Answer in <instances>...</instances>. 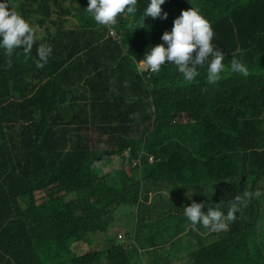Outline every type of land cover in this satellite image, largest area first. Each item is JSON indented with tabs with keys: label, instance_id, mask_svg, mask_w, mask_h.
<instances>
[{
	"label": "trees",
	"instance_id": "1",
	"mask_svg": "<svg viewBox=\"0 0 264 264\" xmlns=\"http://www.w3.org/2000/svg\"><path fill=\"white\" fill-rule=\"evenodd\" d=\"M35 1V21L45 38H34L27 55L20 46L22 59H15L16 49L11 55L0 49V127L23 123L11 138L23 145L31 162L15 174L17 156L4 152L0 264H178L187 257H195L188 264H264V0H165L171 20L149 27L144 18L140 34L149 37L146 45H135L134 29L125 24L128 18L121 19L114 28L126 34L134 52L116 47L97 54L77 45L87 41V34L108 32L85 12L87 0H70L68 8L63 0ZM142 2L147 0H137L133 18L138 25ZM191 7L209 22L212 43L224 53L223 78L208 84L205 63L185 82L175 65L165 63L157 73L138 76V92L99 99L114 96L135 67L131 57L139 62L159 43L158 33L170 31L173 19ZM68 15L78 25L67 29L74 24ZM40 45L52 51L37 68ZM233 57L257 70L229 71ZM57 82L69 83L70 89L82 84V103L73 106V114L52 116L68 92L56 102ZM96 114L109 124L104 131L98 127L105 138L94 132L93 149L73 132L85 131L88 115ZM111 162L114 172L105 173ZM167 191L168 198L161 194ZM236 196L242 206L224 231L210 232L199 224L194 230L182 214L193 201L218 203L226 211ZM121 206L133 212L124 236L100 238L101 251L70 258L74 246L89 244L90 234L109 231Z\"/></svg>",
	"mask_w": 264,
	"mask_h": 264
},
{
	"label": "clouds",
	"instance_id": "2",
	"mask_svg": "<svg viewBox=\"0 0 264 264\" xmlns=\"http://www.w3.org/2000/svg\"><path fill=\"white\" fill-rule=\"evenodd\" d=\"M164 2L165 0H147V3L142 2L144 7L140 13L139 26H144V18L149 27L162 26L169 22L171 18L167 11L163 9ZM7 5V0H0V49H3L8 55H11L13 50L16 49L19 55V47L22 46V51L27 55L31 52L34 43L32 27L23 18L24 15L22 17L12 11L11 8L6 7ZM136 5L137 0H87L84 10L95 23L107 29L108 32L114 33L116 32L114 27L121 19H127L129 16L136 14L138 9ZM101 26L97 27L101 28ZM136 27L133 26L132 30ZM95 37L94 34H87L85 36L87 41L82 40L80 48L85 47L92 54L103 53L107 52L106 49L113 50L116 48L115 45L108 48L97 47L95 45ZM212 38L213 30L197 8L191 7L187 10H181L180 14L173 19L170 31H165L162 34L158 33L156 39L159 43L144 51L143 58L139 62L135 63L137 58L131 57V63H134L135 67L131 71H127L123 76L121 87L117 93L114 96H101L99 99H114L129 88L138 92L139 90L136 89V85L139 84L138 76L142 75V73L147 75L157 73L165 63L175 65L177 72L181 74L185 82H191L198 75L197 67L206 63L207 67L204 74L207 83L210 85L217 84L223 78V70L225 68L223 60L225 56L220 48L212 43ZM51 51L50 46L40 45L37 47V59L35 61L37 68L43 67ZM17 63L15 61L14 66ZM228 70L241 74L249 72L244 62L236 57L231 59ZM98 115L100 116V114ZM101 119H104V116L100 118V122L107 123L99 126L100 131H104L102 127L108 125L109 121H102ZM20 124L23 123L19 121L17 125L11 126L12 130L21 129L23 126ZM7 128L4 127L3 129ZM13 143V146H11L10 143L4 142L1 147L0 172L2 163L7 161L4 152L17 156L15 174L18 173L20 166L31 163L24 156L18 140L14 139ZM161 194L168 198V191ZM248 195L249 193H244V196L247 197ZM189 199H191V196H189ZM241 206L242 199L240 196L234 197L226 211L222 210L218 203L205 204L204 202L197 203L193 201L189 205L182 207V214L194 230L199 224L210 232H221L227 229L229 223L235 219V214L240 210ZM202 208H206V211H202Z\"/></svg>",
	"mask_w": 264,
	"mask_h": 264
},
{
	"label": "rangeland",
	"instance_id": "3",
	"mask_svg": "<svg viewBox=\"0 0 264 264\" xmlns=\"http://www.w3.org/2000/svg\"><path fill=\"white\" fill-rule=\"evenodd\" d=\"M20 2H24V0H7V3L9 5V9L11 8V10H13L17 14L21 15L22 17H23V11L27 10L28 8H30V12H28L25 15L27 18L26 17H23V18L25 20H28L27 22L32 27V30H33V33H34V38L38 39V40H40V39L43 40L45 38L44 30L42 28L38 27L37 24H36V21H35V18L38 16L37 12L35 11V9L37 7L36 5L38 4V2L35 1V0H26V2L23 3L22 8L20 10H18L16 8V5L18 3H20ZM62 4H63V6L65 8L73 6V3L70 0H63ZM134 16L137 17L136 14ZM134 16H129L128 19L125 21V24H128L131 27L137 26L134 29L133 33L130 34L131 38H132V41L136 43L135 45H137L139 43L141 45H146L147 44V40H149V37H147V35L140 34V26L136 22L133 21ZM66 17L68 18L69 21L74 23V24L66 25L67 29L68 28H73L74 26H76L75 24H77V23H76V20L74 18H72L69 15L66 16ZM54 18H55V15L53 14L52 15V19H54ZM125 35H126L125 33L118 32V31H116L114 33L106 32L105 34H97V36L95 37V45L97 47H99V48H108V47H110L112 45H115L119 49H124V50H127V51L130 50V51L134 52V50H135L134 47L135 46L133 47L131 44H129V43L127 44L126 43V41L124 40V36ZM43 45H45V44H43ZM0 58H1V56H0ZM15 59H22V55H17L15 57ZM32 59L34 61L33 57H32ZM256 70H257V68H253V67L248 68V71L251 74L253 72H255ZM69 85H70L69 83H64V82H59L58 83L57 82L56 89L59 92V94L56 95L55 100H56V102L62 101L61 100V96H59V95H61V94L64 95V92L68 91L67 95H70V96H69L68 101L64 104V112L66 114H68V113L73 114L74 112H76V109L73 106L82 103V100L80 99L81 92L80 91H73L72 88L70 89ZM59 87H61V91H59V89H58ZM69 89H70V91H69ZM136 92L137 91L129 88V89L124 90L123 93L121 95H119V96H122V95H125V94H134ZM73 96H76V97L72 98ZM119 96H116V97H119ZM6 103H8V101L5 102L4 104H6ZM85 112H86V114L91 113L90 108H89V106H87V104H86V107H85ZM98 117H99V115H97V114L94 116V118H92L91 116L88 115L87 123L85 124L86 125V130L85 131L84 130H80L79 132H75V131L73 132V134L79 133L84 138H87L88 141H89L90 146L93 149L96 146V141L95 140L98 138L97 133H94V132L97 131L100 136L105 138V134L101 133L99 131L98 127L101 126V125H105L107 123L98 121ZM70 125L71 126H73V125L80 126V124H78V123H72ZM85 132H90V133H85ZM106 148H107V146H106ZM128 154H129V150H127L125 152L126 157H128ZM114 165H115V162H111L108 165V167H105L104 168L105 173L112 174L114 172V170H113L114 169ZM128 173L130 174L131 172L128 171ZM169 196H170V194H169ZM132 214H133V212H128V208L125 209L124 206L118 207L116 209V211L114 212V220H113L114 225L111 228H109V231L106 234H103V235H97L98 233L90 234L89 235V239H90L89 240V244L88 245H84L81 249L77 248L76 246H74L72 248V251H71V254H70V258H72V257L80 258V257H83L85 255L91 254V253L94 252V250H98V249H100V251H101V248L98 246V243H101V240H102L100 238L106 239L108 241H113L116 238L120 239L121 237H123L124 236L125 227H126V225H124L125 222H126V218L131 216ZM186 223H187V221H185V222H183L181 224H186ZM261 234L264 237V231ZM211 238H215V240H216L218 238V235L215 236V237L206 238L205 239L206 243H210V241H212ZM194 259H195V257H192V258L187 257L184 260H182L181 262H179L178 264H188V263L192 262ZM170 264H172V263H170Z\"/></svg>",
	"mask_w": 264,
	"mask_h": 264
},
{
	"label": "crops",
	"instance_id": "4",
	"mask_svg": "<svg viewBox=\"0 0 264 264\" xmlns=\"http://www.w3.org/2000/svg\"><path fill=\"white\" fill-rule=\"evenodd\" d=\"M75 36H76V38L77 37L80 38V40L83 38V34H76ZM95 36H97V35L94 34V37ZM81 42L82 41L77 42V45H80ZM106 51H110V49H106ZM72 89H73V91H80L81 92V97L80 98H82V96L84 95V91L82 90L83 88L81 86L75 87V88L73 87ZM69 96L70 95H67V98L65 99L64 104L68 101ZM74 97H76V96H73L72 98H74ZM64 104L63 105H58L57 106V110H55L52 113V116H54V117L64 116V111H63ZM11 131H12V127L11 126L8 127L7 129H3V128L0 127V151H1V147H2V145H3L4 142H8V143H10L11 146H13L14 139L11 138ZM21 147H22L23 154H25V150L23 148V145H21Z\"/></svg>",
	"mask_w": 264,
	"mask_h": 264
}]
</instances>
